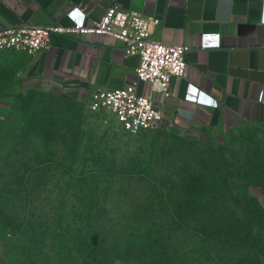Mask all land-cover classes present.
<instances>
[{
  "label": "rangeland",
  "instance_id": "rangeland-1",
  "mask_svg": "<svg viewBox=\"0 0 264 264\" xmlns=\"http://www.w3.org/2000/svg\"><path fill=\"white\" fill-rule=\"evenodd\" d=\"M16 87L0 94V204L34 229L0 241V264L35 248L34 264H264L257 132L131 133L106 111ZM1 222L0 238L12 230Z\"/></svg>",
  "mask_w": 264,
  "mask_h": 264
},
{
  "label": "crops",
  "instance_id": "crops-1",
  "mask_svg": "<svg viewBox=\"0 0 264 264\" xmlns=\"http://www.w3.org/2000/svg\"><path fill=\"white\" fill-rule=\"evenodd\" d=\"M112 5L159 18L151 25L154 38L191 45L171 96L151 83L138 86L163 110L156 130L189 139L204 131H255L264 139V0H0V26L70 25L72 10L74 19L83 10L91 24ZM204 33L210 41L218 34L219 44L204 47ZM50 44L35 55L0 51V94L15 96L18 79L20 90L45 89L88 106L93 91L128 84L139 64L109 36L54 34Z\"/></svg>",
  "mask_w": 264,
  "mask_h": 264
},
{
  "label": "built area",
  "instance_id": "built-area-1",
  "mask_svg": "<svg viewBox=\"0 0 264 264\" xmlns=\"http://www.w3.org/2000/svg\"><path fill=\"white\" fill-rule=\"evenodd\" d=\"M74 11L69 12L70 25L42 26L23 23L0 26V51L35 55L50 48L54 34L109 36L123 44L126 54L138 56L139 64L135 76L125 86L93 91L88 104L89 110L106 111L131 133L160 128L164 120L163 110L150 95L139 92L138 86L141 83H151L165 98L171 96L172 79L186 73V56L191 45L167 44L154 38L151 25L160 24L161 20L150 18L136 10H124L112 5L91 24L86 22V13L83 10H79L81 16L78 19L72 18ZM210 35L211 33L203 34L204 47L219 44L218 34L214 33L216 39L213 41L208 40ZM261 99L264 100V92Z\"/></svg>",
  "mask_w": 264,
  "mask_h": 264
},
{
  "label": "trees",
  "instance_id": "trees-1",
  "mask_svg": "<svg viewBox=\"0 0 264 264\" xmlns=\"http://www.w3.org/2000/svg\"><path fill=\"white\" fill-rule=\"evenodd\" d=\"M71 98V97H70ZM73 101L75 99L71 98ZM76 101V100H75ZM83 104V103H82ZM88 110V106H85ZM28 126H26L27 128ZM27 175V174H26ZM24 180L27 182L29 179L24 176ZM27 184V183H26ZM29 184L27 185V187ZM29 188V187H28ZM30 192V190H29ZM4 204H0V218H1V224L6 226L7 228H12V230H5L4 237L0 238V241L2 242L4 238L8 237H18L21 234H25V237H27V233L34 229V225L29 221V218H24L22 220H19L18 217L16 218L15 213H11L9 208L7 206H3ZM2 207H4L2 209ZM10 212V213H9ZM154 237L151 236L145 241H142L141 239H137L135 243L141 247H144V245L150 246L153 243ZM144 244V245H143ZM43 253L40 254V251H37L35 248L33 251H29L27 249L24 250L20 255H18V258L11 257L7 264H27L28 261H30L32 264L36 263L39 257Z\"/></svg>",
  "mask_w": 264,
  "mask_h": 264
}]
</instances>
